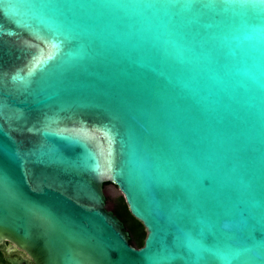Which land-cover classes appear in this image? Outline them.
Listing matches in <instances>:
<instances>
[{"label": "water", "instance_id": "95a60500", "mask_svg": "<svg viewBox=\"0 0 264 264\" xmlns=\"http://www.w3.org/2000/svg\"><path fill=\"white\" fill-rule=\"evenodd\" d=\"M149 2L0 0V242L35 264L264 261V12Z\"/></svg>", "mask_w": 264, "mask_h": 264}, {"label": "snow or ice", "instance_id": "6c2138e0", "mask_svg": "<svg viewBox=\"0 0 264 264\" xmlns=\"http://www.w3.org/2000/svg\"><path fill=\"white\" fill-rule=\"evenodd\" d=\"M145 7L148 9L165 10L170 17L182 23L183 14L186 12L203 14L204 10L222 12L228 9H247L250 7H259L260 11L264 12V0H150ZM193 31H195V36L199 37L198 40H195V44H198L199 47L204 48L211 44V37H207L206 35L202 36L198 30H195V26H193ZM193 46V44H189L186 48L188 51H192ZM51 58L52 57L49 56L47 59ZM33 59L36 61V66L46 62L35 56ZM13 79H22V77L17 76ZM35 211L38 215L46 217V210L37 208ZM149 259H151V257H149ZM261 264H264V261H262Z\"/></svg>", "mask_w": 264, "mask_h": 264}, {"label": "trees", "instance_id": "16d2710c", "mask_svg": "<svg viewBox=\"0 0 264 264\" xmlns=\"http://www.w3.org/2000/svg\"><path fill=\"white\" fill-rule=\"evenodd\" d=\"M115 214L125 223L131 235V243L138 248L143 247L146 230L141 222L133 217L123 195L118 197V204L113 209Z\"/></svg>", "mask_w": 264, "mask_h": 264}, {"label": "flooded vegetation", "instance_id": "af4514ba", "mask_svg": "<svg viewBox=\"0 0 264 264\" xmlns=\"http://www.w3.org/2000/svg\"><path fill=\"white\" fill-rule=\"evenodd\" d=\"M0 264H35V261L26 250L5 239L0 242Z\"/></svg>", "mask_w": 264, "mask_h": 264}, {"label": "rangeland", "instance_id": "374dc122", "mask_svg": "<svg viewBox=\"0 0 264 264\" xmlns=\"http://www.w3.org/2000/svg\"><path fill=\"white\" fill-rule=\"evenodd\" d=\"M107 192L108 205L114 209L118 204V197L121 195V192L114 185H109Z\"/></svg>", "mask_w": 264, "mask_h": 264}]
</instances>
